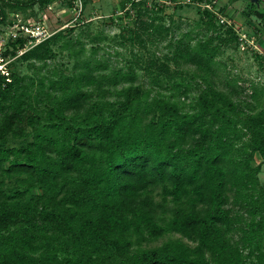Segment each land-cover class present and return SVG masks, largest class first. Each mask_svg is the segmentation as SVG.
Masks as SVG:
<instances>
[{
    "label": "trees",
    "instance_id": "trees-1",
    "mask_svg": "<svg viewBox=\"0 0 264 264\" xmlns=\"http://www.w3.org/2000/svg\"><path fill=\"white\" fill-rule=\"evenodd\" d=\"M145 15L149 36L169 31ZM200 22L212 34L143 67L170 93L149 96L134 67L99 59L39 79L36 93V80L0 72V264H264V87L220 85L215 57L236 36L208 9ZM63 35L21 55L19 37L3 54L44 61Z\"/></svg>",
    "mask_w": 264,
    "mask_h": 264
},
{
    "label": "rangeland",
    "instance_id": "rangeland-1",
    "mask_svg": "<svg viewBox=\"0 0 264 264\" xmlns=\"http://www.w3.org/2000/svg\"><path fill=\"white\" fill-rule=\"evenodd\" d=\"M10 1L26 2L29 0H0V5L3 3L2 6L7 12L5 20L0 16V61L2 60L0 66L6 67L9 72L10 68L17 70L28 81L36 80L34 91L38 89L37 84L41 78H45L46 81L57 79L63 74L79 70L85 60L99 59L107 63V69L110 72L120 67L125 69L130 66L134 67L138 76L137 85L140 86L141 91L150 93L149 96L157 95L159 92L170 93V89L155 84L143 67L156 57L165 59L173 49L171 42L174 43L179 38L183 37L185 41L191 40L196 43L206 34H212V30L207 29L200 22L206 9L185 0H145L143 4L140 0H133L136 5L131 4L128 9L118 12L115 7L116 0H103V2L80 0L78 5L82 4V13L79 16H77L79 9L78 11L73 10L75 5L70 4L74 3V0H55L51 3V8L49 5L41 7L39 4L15 8L9 5ZM241 1L247 8L264 9V0H260L259 4L251 0ZM229 2L233 3L232 0ZM246 7H237L231 14L244 18L243 12L248 10ZM147 10L150 16L163 15L164 20L156 23L168 27L167 33L158 35V37L149 36L144 29L150 21V18L145 15ZM251 19L254 23L256 17L252 16ZM28 24L44 26L50 33L65 31V35L52 44L56 53L54 57L44 61L29 58L16 62L15 56L3 54L5 51L10 53L14 49V43H18L19 37L27 38L22 25ZM132 30H137L140 36H131ZM261 37L263 38L264 35ZM33 44L29 41L25 42L19 50V55L34 47ZM261 45L264 48V41ZM169 63L174 69L173 61ZM215 68L216 79L222 87H226L228 81L242 84L247 87L248 91L253 86L264 87L262 60L251 52L240 51L233 43L222 42L221 49L215 57ZM184 80L187 84H191L189 75L185 76ZM126 85L128 82L122 80L112 86L113 92L109 97H116L117 90ZM190 93H195L194 88H191ZM261 162L262 157L258 154L256 163ZM259 178L264 183V162ZM162 240L163 238L152 244H159Z\"/></svg>",
    "mask_w": 264,
    "mask_h": 264
},
{
    "label": "built area",
    "instance_id": "built-area-1",
    "mask_svg": "<svg viewBox=\"0 0 264 264\" xmlns=\"http://www.w3.org/2000/svg\"><path fill=\"white\" fill-rule=\"evenodd\" d=\"M80 0H74V7L72 8L79 13L77 16L82 13V4L78 5ZM186 2H191L201 6L203 9H208L213 12V14L217 17L218 22L224 28H231L236 36L235 45L242 52H251L258 56L264 63V48L261 45L260 39L261 36L264 35V21L258 17H256L254 23L252 22L251 17L238 18L237 15L227 14L221 11V8L218 7L217 0L201 1V0H185ZM50 8L52 5H49ZM23 32L29 38V42L34 43L33 45H37L42 40L47 39L51 34L44 26L39 25H22ZM261 37V38H260ZM2 60L0 61L1 64ZM0 72L9 75V71L6 67L0 66ZM10 79V78H8Z\"/></svg>",
    "mask_w": 264,
    "mask_h": 264
},
{
    "label": "crops",
    "instance_id": "crops-1",
    "mask_svg": "<svg viewBox=\"0 0 264 264\" xmlns=\"http://www.w3.org/2000/svg\"><path fill=\"white\" fill-rule=\"evenodd\" d=\"M93 1L94 2H103V0H93ZM131 1H133V0H116L115 1V2H117V4L115 5L116 12L121 11L122 10V5L125 4V3L127 5H126V8L124 10L128 9L129 8V5H131ZM217 1H218V7L221 8V11L224 12V13H227V14H231V12L233 10H236L237 7L238 8H245L246 7L245 3L242 2L241 0H232L233 3H230L229 2L230 0H222L223 2H221L220 0H217ZM252 16L256 17V15H252ZM238 18H240V17H238ZM263 41H264V37L261 39V42H263Z\"/></svg>",
    "mask_w": 264,
    "mask_h": 264
},
{
    "label": "water",
    "instance_id": "water-1",
    "mask_svg": "<svg viewBox=\"0 0 264 264\" xmlns=\"http://www.w3.org/2000/svg\"><path fill=\"white\" fill-rule=\"evenodd\" d=\"M252 2H256L257 4L260 3V0H251Z\"/></svg>",
    "mask_w": 264,
    "mask_h": 264
}]
</instances>
